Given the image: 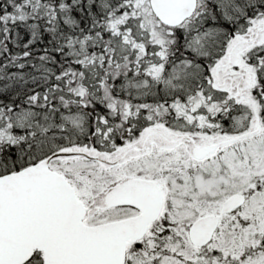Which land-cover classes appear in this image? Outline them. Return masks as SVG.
Here are the masks:
<instances>
[{"label":"snow or ice","instance_id":"1","mask_svg":"<svg viewBox=\"0 0 264 264\" xmlns=\"http://www.w3.org/2000/svg\"><path fill=\"white\" fill-rule=\"evenodd\" d=\"M0 264H264V0H0Z\"/></svg>","mask_w":264,"mask_h":264}]
</instances>
